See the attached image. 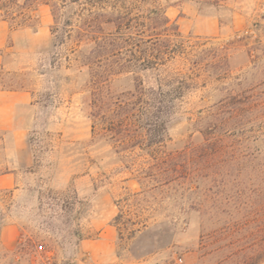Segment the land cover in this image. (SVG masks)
Returning <instances> with one entry per match:
<instances>
[{
	"label": "rangeland",
	"instance_id": "obj_1",
	"mask_svg": "<svg viewBox=\"0 0 264 264\" xmlns=\"http://www.w3.org/2000/svg\"><path fill=\"white\" fill-rule=\"evenodd\" d=\"M38 1L30 26L0 18L3 91L25 98L15 127L32 154L16 186L0 191V228L17 226L0 264H264V0H121L145 25L123 30L132 39L123 49L144 35L168 38V54L158 70L101 84L80 63L94 45L53 47L52 16ZM151 9L178 30L153 36L163 29L147 19ZM73 50L70 67L56 63ZM135 77L166 85L174 100L162 142L137 124L136 109L123 108L138 105L126 95ZM231 98L234 123L212 144L198 121ZM157 156L174 165L169 183L138 177ZM117 202L126 229L145 225L130 240L112 222Z\"/></svg>",
	"mask_w": 264,
	"mask_h": 264
},
{
	"label": "trees",
	"instance_id": "obj_2",
	"mask_svg": "<svg viewBox=\"0 0 264 264\" xmlns=\"http://www.w3.org/2000/svg\"><path fill=\"white\" fill-rule=\"evenodd\" d=\"M38 0H0V18L8 22L11 28H23L30 26L34 19V12L39 6ZM50 10L53 24L50 28L53 47H66L70 50L71 44L91 43L94 48L82 54L80 60L81 66L87 67L90 71L94 83H105L110 77L124 73H141L148 70H158L163 65L168 54L169 40L148 39L140 36L135 44L128 50H124L122 45L132 40L123 34L124 29H130L133 20L128 17L126 10L122 7L121 0H43L42 2ZM147 19L153 22L157 27L163 30L161 33H155L153 36L162 37L167 28L178 30L176 25L170 24L165 14H161L157 9H151L147 13ZM144 19V17H141ZM133 27L144 28L143 22L133 21ZM171 25V27H170ZM110 28V29H108ZM141 33H145L144 30ZM152 36V35H151ZM179 36V34H177ZM70 56L64 60H56L61 66L62 62L66 67H70L72 62L77 61L79 51H68ZM3 71L0 69V91L4 89ZM136 85L133 94L127 93V96H137V103H124L123 108L129 111L139 113L137 124L147 132L153 133L154 137H159L156 143L162 142V134L165 132L166 122L165 113L173 107L174 100L166 98L162 87L158 85L154 88L143 86L141 79L135 77ZM97 88V87H96ZM10 90V89H9ZM176 89L170 91L175 92ZM234 99L223 101L218 109L214 112H208L205 116L200 117L198 123L206 132V137L212 144L222 142L221 138L216 136L219 127H231L234 123L235 116L232 114ZM137 105V106H136ZM130 123L127 120L119 122L120 128H128ZM207 139V138H206ZM157 153V152H156ZM169 158L156 157L154 164L142 167L138 171V177L151 179L156 183L163 184L173 180L170 176L177 172ZM161 185V184H159ZM126 204V203H125ZM118 212L112 222L116 227L120 239L130 240L134 235L145 227L143 223L139 228H128L124 226L129 220H125L122 215V204L117 202ZM120 205V206H119ZM123 231H128L123 235Z\"/></svg>",
	"mask_w": 264,
	"mask_h": 264
},
{
	"label": "crops",
	"instance_id": "obj_3",
	"mask_svg": "<svg viewBox=\"0 0 264 264\" xmlns=\"http://www.w3.org/2000/svg\"><path fill=\"white\" fill-rule=\"evenodd\" d=\"M1 68V66H0ZM25 103V98L17 91H0V150L4 158L0 161V191L13 189L16 186L20 172L32 165V154L25 140L24 131L15 127L16 109ZM17 226L5 223L0 228V248L11 252L15 248Z\"/></svg>",
	"mask_w": 264,
	"mask_h": 264
}]
</instances>
